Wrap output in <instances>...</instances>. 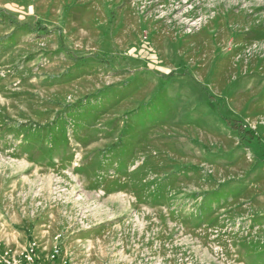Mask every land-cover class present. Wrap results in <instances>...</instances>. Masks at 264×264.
I'll list each match as a JSON object with an SVG mask.
<instances>
[{
    "label": "rangeland",
    "instance_id": "374dc122",
    "mask_svg": "<svg viewBox=\"0 0 264 264\" xmlns=\"http://www.w3.org/2000/svg\"><path fill=\"white\" fill-rule=\"evenodd\" d=\"M30 250L264 264V0H0V264Z\"/></svg>",
    "mask_w": 264,
    "mask_h": 264
},
{
    "label": "trees",
    "instance_id": "16d2710c",
    "mask_svg": "<svg viewBox=\"0 0 264 264\" xmlns=\"http://www.w3.org/2000/svg\"><path fill=\"white\" fill-rule=\"evenodd\" d=\"M205 90V89H204ZM209 101L213 102L215 100V97L208 92L206 93ZM227 124L230 127L232 131H235L237 133L238 138L243 141L246 136L253 135L254 131L251 129H244L243 126L232 124L231 121L227 120Z\"/></svg>",
    "mask_w": 264,
    "mask_h": 264
},
{
    "label": "built area",
    "instance_id": "2783aa9c",
    "mask_svg": "<svg viewBox=\"0 0 264 264\" xmlns=\"http://www.w3.org/2000/svg\"><path fill=\"white\" fill-rule=\"evenodd\" d=\"M33 251H26L23 260L6 261L7 264H33Z\"/></svg>",
    "mask_w": 264,
    "mask_h": 264
}]
</instances>
